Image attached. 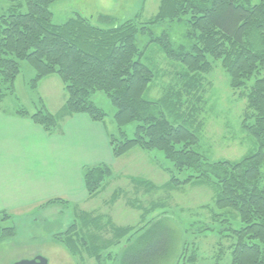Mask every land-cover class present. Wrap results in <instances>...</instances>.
I'll list each match as a JSON object with an SVG mask.
<instances>
[{
	"label": "trees",
	"instance_id": "1",
	"mask_svg": "<svg viewBox=\"0 0 264 264\" xmlns=\"http://www.w3.org/2000/svg\"><path fill=\"white\" fill-rule=\"evenodd\" d=\"M3 1L9 3L0 14V83L6 86L4 92L12 91L24 63L34 72L28 82L31 90H36L43 79L57 76L66 93L58 116L44 109L33 114L18 109L14 114L28 117L47 133L59 120L76 114L102 123L106 114L91 100L95 93H102L115 110L112 120L116 133L108 135L112 156L119 158L135 147L158 151L177 172H193L185 181L172 179L170 184L196 181L214 188L218 219L222 224L235 219L239 225L224 228L233 239L227 249L229 264H264V188L260 186L264 165V0L257 4L251 0H159L158 12L149 24L140 22L139 15L121 24L113 17L99 15L95 24L80 13L54 24L49 7L60 0ZM166 22L184 23L189 28V50L173 49L166 33L153 37L151 28ZM146 34L149 39L140 47L138 38ZM150 45L158 46L167 58L184 67L187 82L206 74L210 69L208 60L212 59L220 62L232 89H247L244 98L248 123L242 128L254 140V152L238 162H210L187 121L182 119L183 124L178 117L171 121L176 106L170 100L145 99L155 79L144 62ZM4 92H0V102L6 96ZM131 124L135 128L128 137L125 127ZM110 176L104 164L86 168L83 183L87 197L93 198ZM56 203L69 205L56 199L44 206ZM75 226L70 225L61 242L69 252L79 254L77 249L87 245ZM127 232L118 229L114 234L123 237ZM14 234L13 227L3 228L0 240L13 238ZM141 238L143 241L146 236ZM146 241L142 253H124L121 264H157L167 254L165 239L159 238L154 244ZM88 252L98 263L99 251ZM194 260L191 256L181 264H194Z\"/></svg>",
	"mask_w": 264,
	"mask_h": 264
},
{
	"label": "rangeland",
	"instance_id": "2",
	"mask_svg": "<svg viewBox=\"0 0 264 264\" xmlns=\"http://www.w3.org/2000/svg\"><path fill=\"white\" fill-rule=\"evenodd\" d=\"M251 2L257 4L259 0ZM8 6L9 3L0 0V14ZM158 8L159 0H60L49 7L54 24H62L75 13L93 20L95 24L99 15L113 17L117 24L139 15L140 22L149 24ZM151 29L154 38L166 33L173 49L189 50L186 37L189 28L184 23L166 22ZM148 39L147 34L139 37V46H144ZM208 61L209 71L196 75L193 82H187L185 68L167 58L158 46L150 45L145 51L144 62L154 72L155 79L144 97L151 101L162 97L170 100L176 106L171 121L175 117L181 118L182 123L187 121L208 161L238 162L257 147L242 128L244 123H248L244 98L247 89H232L220 62ZM33 76L32 69L23 63L10 93L4 92L6 86L0 83V92L6 94L0 102V109L6 113L21 109L29 114L44 109L58 116L66 100L62 83L57 76H50L39 82L36 90H31L28 82ZM91 100L106 114L103 123L106 131L109 135L115 134L112 120L115 110L110 102L100 92L92 95ZM134 128L133 124L125 127L128 137L132 136ZM74 132L75 129H68L64 133L65 139H73ZM68 151L73 150L63 148L61 155ZM76 151L77 166L83 155L80 150ZM102 158L111 176L85 203L79 200L86 195L79 199V191L73 187L75 167H71V173H68L69 169L62 165L66 186L72 181L71 195L62 190L72 200L69 205L43 208L38 204L26 212L6 213L10 220H1L0 226L13 227L15 234L13 238L0 242V264H13L35 257L46 259L48 264H121L124 253L130 250L142 253L145 240L153 243L159 238L165 239L169 246L167 254L157 264H181L191 256L195 257L194 264H229L227 249L233 239L224 228L227 225L237 228L239 225L235 219L229 224H222L218 219L220 212L214 205L215 190L212 186L196 181L171 185L172 179L185 181L193 176V172H177L158 151L147 152L135 147L119 158H114L111 153L107 157L103 154ZM29 177L31 185L34 179L38 180L41 189H37L34 196L41 197L46 181L36 173ZM55 182L53 185L59 186ZM76 184L79 186L75 181ZM260 186L264 188V165ZM28 199H32L31 193ZM72 224L76 225L80 237L86 240L87 247H79V254H72L61 242ZM147 224L151 225L142 231ZM118 229H128L126 236L115 235L114 231ZM142 235L146 236L143 241ZM96 246L101 248L97 250ZM88 250L99 251L98 263Z\"/></svg>",
	"mask_w": 264,
	"mask_h": 264
},
{
	"label": "crops",
	"instance_id": "3",
	"mask_svg": "<svg viewBox=\"0 0 264 264\" xmlns=\"http://www.w3.org/2000/svg\"><path fill=\"white\" fill-rule=\"evenodd\" d=\"M14 113L15 111L6 113L0 109V221L10 220L3 213L26 212L38 204L43 208L58 205L56 203L45 207L44 204L51 200L59 199L70 204L72 200L62 190L71 195L72 181L67 187L62 165L64 169H69L68 173H71V167H75L73 187L79 191V199L86 195L83 200H79L85 203L88 197L82 173L90 165L104 164L102 155L107 157L111 153L109 133L104 122H93L86 115L76 114L59 120L56 128L47 133L28 117H20ZM68 129H75L71 140L65 139L64 133ZM63 148L73 151L61 155ZM76 149L83 155L77 166ZM34 173L46 181V187L41 190L42 196L39 198L34 196L36 190L41 189L38 180L34 179L32 185L30 182L29 176ZM55 180L61 189L53 185ZM75 181L79 186L75 185ZM30 193L31 200L28 199ZM3 228L8 227L0 226V230Z\"/></svg>",
	"mask_w": 264,
	"mask_h": 264
},
{
	"label": "water",
	"instance_id": "4",
	"mask_svg": "<svg viewBox=\"0 0 264 264\" xmlns=\"http://www.w3.org/2000/svg\"><path fill=\"white\" fill-rule=\"evenodd\" d=\"M13 264H48L47 260L42 257H35L31 260H21Z\"/></svg>",
	"mask_w": 264,
	"mask_h": 264
}]
</instances>
